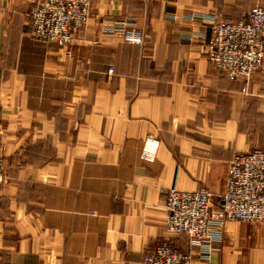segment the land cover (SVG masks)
Listing matches in <instances>:
<instances>
[{"label": "crops", "instance_id": "crops-1", "mask_svg": "<svg viewBox=\"0 0 264 264\" xmlns=\"http://www.w3.org/2000/svg\"><path fill=\"white\" fill-rule=\"evenodd\" d=\"M34 1L0 0V264H144L164 239L193 264H264V222L226 221L200 259L168 230L164 193L204 188L218 205L233 157L264 150V63L231 81L207 58L211 20L264 0H92L64 46L33 37ZM123 18L143 44L102 34Z\"/></svg>", "mask_w": 264, "mask_h": 264}, {"label": "built area", "instance_id": "built-area-1", "mask_svg": "<svg viewBox=\"0 0 264 264\" xmlns=\"http://www.w3.org/2000/svg\"><path fill=\"white\" fill-rule=\"evenodd\" d=\"M92 0H35L30 8L31 34L43 43L68 45L86 26ZM102 34L120 37L131 44H143L144 31L134 18L115 20L102 28ZM209 61L232 81H248L264 63V6H254L247 19L226 21L212 19L207 45ZM113 72V68H110ZM160 140H144L141 159L152 162ZM3 140L0 135V196L6 181L3 167ZM165 208L170 232L186 236L190 245L199 248L200 259L217 249L226 221L264 222V150L237 154L231 161L228 183L218 205L207 189L165 192ZM202 254V255H201ZM195 254L174 248L164 239L144 256V264H193Z\"/></svg>", "mask_w": 264, "mask_h": 264}, {"label": "rangeland", "instance_id": "rangeland-1", "mask_svg": "<svg viewBox=\"0 0 264 264\" xmlns=\"http://www.w3.org/2000/svg\"><path fill=\"white\" fill-rule=\"evenodd\" d=\"M34 3H35V1H34ZM207 58H208V56H207ZM208 60H209V59H208ZM209 62H210V61H209ZM210 63H211V62H210ZM211 64H212V63H211ZM212 65H213V64H212ZM213 66H214V65H213ZM261 67H262V66H261ZM260 69H261V68H260ZM260 69H259V70H260ZM250 79H251V78H250ZM250 79H249V80H250ZM249 80H248V81H249ZM231 81H232V80H231ZM248 81H246V82H248ZM243 82H245V81H243ZM148 137H152V136H147L146 138H148ZM154 137H155V136H154ZM146 138H145V139H146ZM143 144H144V142H143ZM3 149H4V144H3ZM254 150H256V149H254ZM251 151H252V150H251ZM245 153H247V152L238 153V154H245ZM236 155H237V154H236ZM236 155H235V156H236ZM235 156H234V157H235ZM234 157H233V158H234ZM231 161H232V160H231ZM230 164H231V162H230ZM3 167H4V164H3ZM4 170H5V168H4ZM229 171H230V170H229ZM5 173H6V171H5ZM228 178H229V177H228ZM5 182H6V181H5ZM3 186H4V185H3ZM226 187H227V186H226ZM2 189H3V188H2ZM167 215H168V214H167ZM167 217H168V216H167ZM171 233H172V232H171ZM185 237H186V236H185ZM168 240H169V239H168ZM197 249H199V248H197ZM198 255H199V254H198ZM197 257H198V256H197Z\"/></svg>", "mask_w": 264, "mask_h": 264}]
</instances>
